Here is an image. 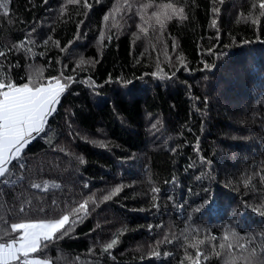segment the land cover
<instances>
[{"label":"trees","instance_id":"obj_1","mask_svg":"<svg viewBox=\"0 0 264 264\" xmlns=\"http://www.w3.org/2000/svg\"><path fill=\"white\" fill-rule=\"evenodd\" d=\"M259 4L0 0V78H73L46 134L28 147L25 168L0 181V242L16 235L12 223L45 214L72 219L76 209L87 213L83 222L31 257L50 264H264ZM168 5L182 14L165 19ZM119 77L133 81L127 94ZM44 181L58 187H31ZM205 187L216 194L219 211L211 216L195 211Z\"/></svg>","mask_w":264,"mask_h":264},{"label":"snow or ice","instance_id":"obj_2","mask_svg":"<svg viewBox=\"0 0 264 264\" xmlns=\"http://www.w3.org/2000/svg\"><path fill=\"white\" fill-rule=\"evenodd\" d=\"M3 7V5H0V8ZM85 7H88V5L85 4ZM166 7L170 11L163 13L165 19L169 15L182 14L177 12L171 5ZM259 7L264 11V0H260ZM214 11L216 10L214 9ZM253 23H256V21L253 20ZM215 24L216 20H213L212 25L215 26ZM24 39H28V37L25 36ZM18 43H23V41ZM72 44L73 41L69 40L65 48ZM177 59L183 63L181 58L178 57ZM57 63H59V59ZM204 68L209 69L210 66L205 63ZM184 71H189V69L184 68ZM151 75L156 77L157 73L152 72ZM61 79V77H49L45 82L43 78L33 79L29 75L25 82H15L11 78H0V181L10 182L4 180V178L15 176L13 169L17 166L21 169L25 168L24 158L28 147L34 140L41 138L42 134H46V122H50V117L53 116L62 94L71 91L69 82L73 78L68 76L64 82H61ZM118 80L125 86V94H127L129 88L133 86V81L125 77H119ZM109 82H111V77H109ZM108 102L106 100L104 103ZM112 103L115 106V102L112 101ZM31 187L39 188L40 185L33 183ZM44 187L47 188V183ZM85 187H88L87 182H85ZM202 190L204 196L201 198L200 204L196 206L195 211L200 212L202 215L211 216L219 211L216 194L206 187ZM152 191L160 193L161 189L153 188ZM105 199H108V197H105ZM167 199L172 200L173 196L168 195ZM53 203L55 204V201ZM77 207L79 210H84L86 202L80 203ZM154 207L158 209L159 206L157 204ZM253 211H256V209H253ZM259 214L264 216V212ZM86 215V212L80 214L76 209H73L72 219H70L68 213L52 217L45 214L44 217L39 219L12 223L11 230L16 235H9L5 241L0 242V264H48L47 260L32 258L31 254L36 253L38 247L47 246L42 242L51 243L54 239L62 238L68 233L69 228H72L77 222L82 223ZM152 227V224L148 225L149 230ZM115 243L116 240H112L106 247L112 248ZM152 255H156V253H152Z\"/></svg>","mask_w":264,"mask_h":264},{"label":"rangeland","instance_id":"obj_3","mask_svg":"<svg viewBox=\"0 0 264 264\" xmlns=\"http://www.w3.org/2000/svg\"><path fill=\"white\" fill-rule=\"evenodd\" d=\"M45 183H47V188H50V187L51 188H56V187H58V184L55 181H44V182L37 183L38 185H40V187L37 188V189L46 190L47 188L44 187ZM48 264H50L49 261H48Z\"/></svg>","mask_w":264,"mask_h":264},{"label":"bare ground","instance_id":"obj_4","mask_svg":"<svg viewBox=\"0 0 264 264\" xmlns=\"http://www.w3.org/2000/svg\"><path fill=\"white\" fill-rule=\"evenodd\" d=\"M97 1V0H96ZM104 1V0H103ZM4 2V1H3ZM79 2V1H78ZM82 3V2H81ZM146 3V2H145ZM96 4V3H95ZM155 6V5H154ZM10 7V6H9ZM145 11V10H144ZM20 12V11H19ZM79 12H80V10H79ZM132 12V11H131ZM151 12V11H150ZM44 14V13H43ZM148 15H150V14H148ZM133 19H134V17H133ZM137 23V22H136ZM138 24V23H137ZM141 24V23H140ZM129 25H131V24H129ZM134 25V24H133ZM115 28V27H114ZM113 30V29H112ZM98 45V44H97ZM254 76V75H253ZM214 77V76H213ZM187 83V82H186ZM198 90V89H197ZM195 96V95H194ZM200 97V96H199ZM201 100V99H200ZM205 103V102H204ZM252 104V103H251ZM210 105V104H209ZM236 113V112H235ZM143 114V113H142ZM195 115V114H194ZM143 116V115H142ZM143 124V123H142ZM145 149V148H144ZM142 153V152H141ZM145 153V152H144ZM154 158V157H153ZM147 159V158H146ZM159 160V159H158ZM164 160V159H163ZM133 162V161H132ZM161 162V161H160ZM140 164V163H139ZM158 164V163H157ZM140 171V170H139ZM135 174V173H134Z\"/></svg>","mask_w":264,"mask_h":264}]
</instances>
